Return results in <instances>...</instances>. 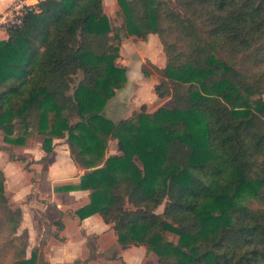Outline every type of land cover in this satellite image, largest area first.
<instances>
[{
    "label": "trees",
    "instance_id": "1",
    "mask_svg": "<svg viewBox=\"0 0 264 264\" xmlns=\"http://www.w3.org/2000/svg\"><path fill=\"white\" fill-rule=\"evenodd\" d=\"M116 1L123 29L104 0H43L7 28L0 130L8 144L0 150L30 170L65 139L85 172L58 189L89 190L80 217L99 213L120 243L146 246L160 264H264V209L243 203L264 193V168H256L259 156L264 164V0ZM151 33L166 65L142 71L159 74L154 91L175 106L148 112L143 104L115 122L104 110L128 80L121 45ZM35 136L45 156L16 152ZM112 139L121 154L107 155ZM12 205L0 168V264L45 263L44 240L28 256L23 209Z\"/></svg>",
    "mask_w": 264,
    "mask_h": 264
},
{
    "label": "crops",
    "instance_id": "2",
    "mask_svg": "<svg viewBox=\"0 0 264 264\" xmlns=\"http://www.w3.org/2000/svg\"><path fill=\"white\" fill-rule=\"evenodd\" d=\"M14 1L16 0H0V13L4 12ZM28 1L31 2L33 0ZM1 32H4L5 36L0 37V39H6L8 37L7 29L0 27ZM154 35L157 34L151 33L147 40L153 39ZM147 40L142 41L145 42ZM157 43L163 48L159 36L156 41L154 40L155 46ZM165 65L166 62L163 66L159 65V67H164ZM119 66L125 68V66ZM127 76L128 82H134L128 70ZM145 77L148 78L147 76ZM156 83L154 82L152 85L153 91ZM140 88L142 87L139 83H133V86L127 91L124 88L118 89L115 96L108 101L104 110L105 115L114 120L112 118L114 113L112 106L117 102L123 103L128 112L122 119L114 120L116 122L130 118L135 112H139L140 110H132L129 106L134 101L136 90H138L137 95H139ZM151 100H155L154 97H151ZM143 104L148 106L150 102L147 100L142 101L141 107ZM174 106L175 104L162 107L172 108ZM54 143V150L49 156L42 173L28 172L24 169V164L10 160L7 154L9 162L20 163L19 169L22 172L20 176L23 177L26 174L29 176L31 184L27 182L26 190H22L21 178L16 179L14 181L15 184L10 181L6 166L5 164L2 165L0 161V168L6 174V189H8L10 183L11 190H13V198L25 201L20 205L23 209L24 217L19 230L26 233L28 256H31L34 248L41 247V242L44 240V244L40 248L45 259L43 264H122L123 261L126 264H157V262L160 264L158 255L148 250L146 246L120 243L113 225L107 223L99 213L85 218L80 217L77 210L90 203V191L81 189L64 190L58 189V187L80 184L81 176L84 174L85 169L76 164L65 139L55 138ZM42 144L43 140L38 147H33L29 142L26 146H16L15 150L19 154H26L31 159L40 160L46 155ZM2 152L4 153L5 151ZM121 153L119 142L110 140L107 155H119ZM39 164L40 162H36L33 165L37 166ZM55 209L60 212L58 218L55 217ZM58 220L61 221V224L56 225ZM93 238L95 240L91 241Z\"/></svg>",
    "mask_w": 264,
    "mask_h": 264
},
{
    "label": "rangeland",
    "instance_id": "3",
    "mask_svg": "<svg viewBox=\"0 0 264 264\" xmlns=\"http://www.w3.org/2000/svg\"><path fill=\"white\" fill-rule=\"evenodd\" d=\"M105 3V10L107 12V14L109 15L112 25L114 27H118L120 29L124 28V23H125V19H124V15L117 3L116 0H104ZM123 27V28H122ZM5 33L1 32L0 33V37H4ZM155 37L153 39H149L147 41H142L139 38L135 37V36H128L126 37L121 45V56L118 59V64L125 66V68H127L126 70L129 71L131 78L133 79L134 82H127L119 88V90L123 89L124 90H129L131 88V86H133V83H139L141 85L142 88H140L139 90V95L138 94V90H136V95L134 96V101L132 103V105L129 106L130 109H136V110H140L141 111V104L142 101H149L150 104L147 107V111H155L156 109H158V107H162V106H173L175 104L174 99L171 97H166V98H160L159 96H157L154 91L152 90V85L154 82H159V74L157 72L154 71L153 75L151 76H147L148 78H146L143 75V71H142V66L145 65L146 68L148 70H154L153 64L152 63H156L155 65L159 66H163L166 62V54L163 50V48H161V46L157 43V45H154V40L156 41L157 39V35H154ZM151 41V42H150ZM148 42V43H146ZM146 49V50H145ZM153 61V62H152ZM152 62V63H151ZM151 97H154L155 100H151ZM262 97L264 98V94L262 95ZM112 109L114 111L112 118L114 120H120L123 117H125L127 115V108L124 106L123 103L121 102H117L115 104H113ZM116 122V121H115ZM118 122V121H117ZM4 132L2 130H0V145H4V144H8L5 142L4 140ZM43 136H35L34 138L31 139V146L33 147H38L39 143L43 140ZM114 141H116V139H112ZM120 144L121 150H122V146L119 140H117ZM257 169L260 170L261 168H264V164L262 163L263 161V157L259 156L257 158ZM0 161L1 164L6 166V169L9 173L10 176V181L14 182L16 179L18 180L19 178L22 179V190H26L27 186V182L31 184V180H29V176H27V174L23 177L20 176V172L21 170L19 169V164L16 162H9L8 158H7V153H3L2 151H0ZM32 169L27 170L30 173H42L43 170L46 167V162H40L39 165L35 166L32 165L31 166ZM24 175V173H23ZM15 184V182H14ZM10 183L8 185V189H7V194L10 198V202L13 204V207H17L20 206L22 203H24V200H15L13 198V190H11L10 187ZM13 186V184H12ZM243 203L246 204L247 206H249L252 209H264V193L260 196V197H251V196H246L243 200ZM164 205L160 206L159 211H163L164 209ZM26 209H28L26 207ZM29 210V209H28ZM55 212V217L58 218L60 216V212L56 211V209L54 210ZM18 233L20 235L26 236L25 231H21L18 229ZM172 238V237H171ZM176 239V238H173ZM13 250H10V252H12ZM9 252V253H10ZM156 257V256H154ZM156 259V258H155ZM157 261V260H156ZM158 264V262H157Z\"/></svg>",
    "mask_w": 264,
    "mask_h": 264
},
{
    "label": "built area",
    "instance_id": "4",
    "mask_svg": "<svg viewBox=\"0 0 264 264\" xmlns=\"http://www.w3.org/2000/svg\"><path fill=\"white\" fill-rule=\"evenodd\" d=\"M43 0H16L4 12L0 13V27L5 29L21 25L29 12L40 11Z\"/></svg>",
    "mask_w": 264,
    "mask_h": 264
}]
</instances>
